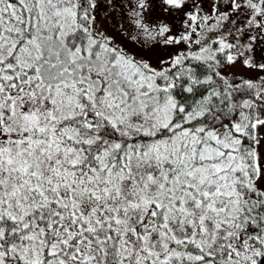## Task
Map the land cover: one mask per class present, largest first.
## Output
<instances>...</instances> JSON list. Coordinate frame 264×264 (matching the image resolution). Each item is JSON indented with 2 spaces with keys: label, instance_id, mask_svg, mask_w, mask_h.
<instances>
[{
  "label": "snow or ice",
  "instance_id": "1",
  "mask_svg": "<svg viewBox=\"0 0 264 264\" xmlns=\"http://www.w3.org/2000/svg\"><path fill=\"white\" fill-rule=\"evenodd\" d=\"M0 264H264V0H0Z\"/></svg>",
  "mask_w": 264,
  "mask_h": 264
},
{
  "label": "rangeland",
  "instance_id": "2",
  "mask_svg": "<svg viewBox=\"0 0 264 264\" xmlns=\"http://www.w3.org/2000/svg\"><path fill=\"white\" fill-rule=\"evenodd\" d=\"M117 20H118V17L117 16H113V18H112V20H111V23L112 24H116L117 23ZM106 28L108 27V25L106 24V25H104ZM177 47H179V46H177Z\"/></svg>",
  "mask_w": 264,
  "mask_h": 264
},
{
  "label": "flooded vegetation",
  "instance_id": "3",
  "mask_svg": "<svg viewBox=\"0 0 264 264\" xmlns=\"http://www.w3.org/2000/svg\"><path fill=\"white\" fill-rule=\"evenodd\" d=\"M125 27H126V25H125Z\"/></svg>",
  "mask_w": 264,
  "mask_h": 264
}]
</instances>
